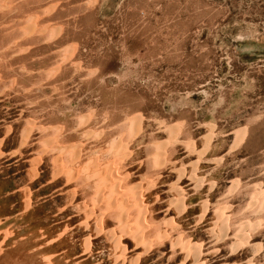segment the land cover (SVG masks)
Returning <instances> with one entry per match:
<instances>
[{"label": "rangeland", "instance_id": "1", "mask_svg": "<svg viewBox=\"0 0 264 264\" xmlns=\"http://www.w3.org/2000/svg\"><path fill=\"white\" fill-rule=\"evenodd\" d=\"M0 264H264V0H0Z\"/></svg>", "mask_w": 264, "mask_h": 264}]
</instances>
